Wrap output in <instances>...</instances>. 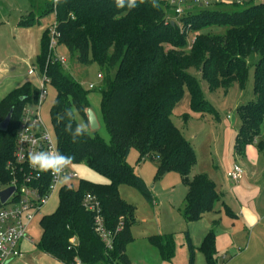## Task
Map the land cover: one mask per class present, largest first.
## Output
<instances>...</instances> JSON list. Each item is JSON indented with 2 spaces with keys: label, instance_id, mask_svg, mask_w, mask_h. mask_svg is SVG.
<instances>
[{
  "label": "trees",
  "instance_id": "trees-1",
  "mask_svg": "<svg viewBox=\"0 0 264 264\" xmlns=\"http://www.w3.org/2000/svg\"><path fill=\"white\" fill-rule=\"evenodd\" d=\"M196 4L197 10H188L180 19L172 20L169 13L175 7L166 0H136L131 8L129 0L122 7L117 0H60L55 13L58 45L77 55L80 63H98L106 69L102 108L111 140L107 143L85 129L77 134L80 124L75 112L88 123V91L51 51L46 30L37 65L57 90L51 116L59 152L70 164H86L106 182L80 179L77 187L70 184L61 188L57 209L41 218L38 247L42 251L68 264L76 256L84 264H130L126 250L134 239L131 225L135 208L121 198L120 186L130 184L153 200L152 191L128 163L133 148L139 151L141 160H157V177L169 171L180 174L188 187L183 210L187 221L214 210L221 196L206 175L191 176L196 154L174 124L172 110L186 89L194 111L211 108L192 69L207 81L210 90L235 84L244 88L249 60L257 55L256 100L239 109L242 126L236 152L243 153L247 144L257 140L264 126V2ZM45 11H53L52 0L45 2ZM37 18L32 10L22 16L20 24L32 25ZM216 26L225 31L214 33L212 28ZM192 32L194 41L190 44ZM38 94L39 89L32 90L25 83L0 101V122L14 109L8 130H0V191L13 186L15 178L17 185L23 183L24 170L14 160L17 130L23 108ZM258 147L264 150V138ZM87 194L99 199L108 228L114 230L123 218L124 226L111 250L94 231L93 213L83 204ZM74 236L78 239L75 247L70 243ZM150 239L165 260L172 259V235ZM200 249L208 264H217L214 230L205 236Z\"/></svg>",
  "mask_w": 264,
  "mask_h": 264
},
{
  "label": "rangeland",
  "instance_id": "rangeland-1",
  "mask_svg": "<svg viewBox=\"0 0 264 264\" xmlns=\"http://www.w3.org/2000/svg\"><path fill=\"white\" fill-rule=\"evenodd\" d=\"M166 1L171 4L170 0ZM249 1L264 2V0H241L242 4ZM16 2L19 4L29 3L26 0H11L6 2L8 6H5L3 1H1V4L10 10V7H13L10 3ZM228 2L231 4L230 1ZM196 5L193 0H187L186 4L181 5L184 8L182 15L176 14L175 8H172L169 16L172 17V20L180 19L188 10L192 12L197 10ZM35 8L32 9L38 17L36 22L32 25H20L25 26V35L14 36L12 32L6 31L0 37V101L9 92L25 83H28L32 90L40 89L42 86L44 75L37 65V54L40 53L42 36L46 30L49 31L52 38L55 13L53 11L46 12L45 7ZM212 29L214 33L218 34L225 31V28L219 26ZM194 34L193 32L190 34V44L194 41ZM50 49L57 58L64 60L62 63L65 70L88 91L89 109L96 115L99 126L93 130L83 116L77 112H75L76 120L80 126H84V129L90 135H98L109 143L111 136L103 116V97L101 93L102 77L106 74V69H103L98 63L89 65L80 63L77 60V55L72 56L64 46L58 45V41L56 47H52L50 40ZM257 60V55L249 60V76L244 88L235 84L228 88L220 87L216 90H210L207 81L201 77L199 72L192 69L191 72L200 82L202 91L211 108L194 111L191 105L190 92L186 89L183 97L172 110L174 124L192 145L196 154L197 162L191 176L195 174L206 175L213 181L217 192L221 196L216 202L214 210L206 212L198 220L187 221L183 215V210L188 187L183 182L180 174L177 171H169L159 178L157 177L159 168L157 160H141L137 149L133 148L130 151L128 163L134 172L144 180L153 194V200H148L134 186L130 184L120 186L121 198L135 208V221L131 225L134 239L127 246L128 254L135 264H208L205 254L200 249L205 236L211 230L216 232L218 228L222 230L232 229L233 217L238 213L233 212L229 206L231 201L225 194L228 191L226 190L227 182L219 171L218 165L220 164V158L224 157L226 153V139L230 136L232 140L231 152L234 151V143L242 126V118L239 115L240 107L256 100L254 72ZM31 68L35 70L32 75L29 74ZM45 84L47 97L41 106V115L44 123L56 138L52 125L51 109L57 90L51 83L47 82ZM90 85L95 87L90 88ZM229 115L232 116L231 119L228 118ZM263 138L264 126L261 128L257 140L251 145L259 149L258 142ZM69 169L77 171L80 175L79 178L70 181V184L74 187L78 186L80 179L106 182V178L93 172L86 164H70ZM58 204L59 190H56L49 203L43 208L42 214L37 216L29 226L27 234L34 238L37 245L42 236V216L55 211ZM216 221H218L217 224ZM154 235H172L175 251L171 260H165L160 249L152 243L150 238ZM247 251V249L244 250L233 259L229 258L232 255H228L226 261L222 258L218 259L217 264H261L258 261L257 263L251 262L248 259L249 255L245 259H240L241 255ZM191 255H193L192 262Z\"/></svg>",
  "mask_w": 264,
  "mask_h": 264
},
{
  "label": "built area",
  "instance_id": "built-area-1",
  "mask_svg": "<svg viewBox=\"0 0 264 264\" xmlns=\"http://www.w3.org/2000/svg\"><path fill=\"white\" fill-rule=\"evenodd\" d=\"M186 1L170 0L175 7L176 14L184 13V8L181 5L186 4ZM211 1L213 0H193V3L209 5ZM59 2L60 0H52L54 13L57 11ZM58 37L59 33L55 23L52 27V47H56ZM34 72V68L29 71L30 74ZM47 82L49 81L44 75L38 97L23 108L20 117L14 160L15 164L24 170L23 183L17 185L19 181L15 178L13 186H16V191L5 204L0 202V264H7L22 256L21 242L25 239L33 241V238L27 234L31 223L42 214L43 208L49 203L56 190L60 192L63 186L70 185L71 180L80 177L77 171L69 169L70 163L67 164L66 160L55 165L59 169L55 174L51 169L41 171L39 167H34L29 162L31 153L43 152L53 157L61 156L56 138L44 123L41 115V106L47 97L45 90ZM94 87V85H90V88ZM243 175L244 169L239 164H234L229 172V177L233 181L240 180ZM83 204L89 212L93 213L94 231L108 250L113 249L115 237L124 226L123 218L120 219L114 230L110 229L102 215L101 203L95 195L87 194ZM70 243L75 247L78 243L77 237H72ZM72 264L84 263L76 256Z\"/></svg>",
  "mask_w": 264,
  "mask_h": 264
},
{
  "label": "crops",
  "instance_id": "crops-1",
  "mask_svg": "<svg viewBox=\"0 0 264 264\" xmlns=\"http://www.w3.org/2000/svg\"><path fill=\"white\" fill-rule=\"evenodd\" d=\"M1 1L5 6H8L6 2L11 0H0V37L6 31L12 32L14 36L25 35V26H20L22 16L32 11V8L45 7L47 0H26L29 3L22 4L10 3L13 5L10 10L5 8ZM228 1L242 4L241 0H213L211 4H230ZM231 117L228 116L230 119ZM231 143L230 136L226 139L227 150L224 157L220 158L218 168L227 182L226 190L228 191L225 194L231 201V205L229 203L228 205L233 212L236 211L238 214L233 217L231 230L218 228L215 232L217 260L222 258L226 261L228 255H232L229 258L233 259L247 249L248 251L242 254L240 259H245L249 255L248 259L251 262L257 263L258 261V263L264 264V150L256 149L250 143L246 145L244 152L239 154L235 150L236 142L234 151L231 152ZM234 164H239L245 171L243 177L238 181H233L229 177V172ZM20 247L22 256L7 264H68L42 251L35 243L34 238L33 241L23 240ZM126 253L130 264H135L129 256L128 250Z\"/></svg>",
  "mask_w": 264,
  "mask_h": 264
},
{
  "label": "clouds",
  "instance_id": "clouds-1",
  "mask_svg": "<svg viewBox=\"0 0 264 264\" xmlns=\"http://www.w3.org/2000/svg\"><path fill=\"white\" fill-rule=\"evenodd\" d=\"M125 0H117V4L118 6H123L124 5ZM135 2L136 0H129V7H134L135 6ZM58 119H62V117L58 116ZM77 134L81 133L82 131H84V126L81 125L80 127L77 128ZM66 158L63 156H56L53 157L50 154L47 153H31L29 155V162L32 166L34 167H39L41 171H48L49 169H51L54 174L57 173L59 171V169L57 167H55V165L59 162H63Z\"/></svg>",
  "mask_w": 264,
  "mask_h": 264
},
{
  "label": "water",
  "instance_id": "water-1",
  "mask_svg": "<svg viewBox=\"0 0 264 264\" xmlns=\"http://www.w3.org/2000/svg\"><path fill=\"white\" fill-rule=\"evenodd\" d=\"M172 24H174V21H172ZM14 113V109L10 110L8 115L5 117L4 120L0 122V130L1 131H7L10 125V122L12 120V116ZM87 116H88V124L89 126L94 130L97 129L99 124L96 118V115L94 112L90 109L87 110ZM68 164V162H67ZM16 191V186H10L2 191H0V202L2 204H5L8 198Z\"/></svg>",
  "mask_w": 264,
  "mask_h": 264
}]
</instances>
